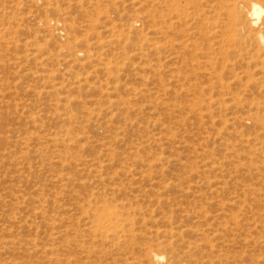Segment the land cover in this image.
I'll return each mask as SVG.
<instances>
[{"label":"rangeland","instance_id":"374dc122","mask_svg":"<svg viewBox=\"0 0 264 264\" xmlns=\"http://www.w3.org/2000/svg\"><path fill=\"white\" fill-rule=\"evenodd\" d=\"M144 1L0 0V264H264L250 47L216 0L172 41Z\"/></svg>","mask_w":264,"mask_h":264},{"label":"bare ground","instance_id":"6f19581e","mask_svg":"<svg viewBox=\"0 0 264 264\" xmlns=\"http://www.w3.org/2000/svg\"><path fill=\"white\" fill-rule=\"evenodd\" d=\"M192 1L193 0H145L144 1L145 4H143V5L145 6L144 9L146 11V16L150 19V21H148V22H152L151 27L154 29V30L153 29L152 30L155 31L157 34H162V35L165 34L167 37L169 34V37H171L170 34L174 33V31H177V30L180 31L182 27L184 29V23H183L184 20L182 22L183 26L180 25L181 24L180 21H182V14L184 13V11L189 9V7L187 5L190 4ZM216 1H217V4L215 6L214 5L213 6L217 7L218 2H219L220 8L222 10H224L222 14H224L225 16H223V15L222 16L225 17L224 18L225 19L224 29H226V32L228 33L227 34L228 35L227 41L230 42V45L231 44L233 45L234 42L235 43L237 42L236 36L239 37V39L241 37L242 42L250 47V49L247 52V57L240 56L241 54H238L239 52L237 50H235V52L238 54V56H240L239 57L240 60L234 62L232 64V66L226 64V65H228L229 70L231 69L233 71L236 68L238 69V68L242 67L241 64L245 62L242 65H244L248 69L254 68L255 70H253V71L254 72L257 71L256 73L262 75V77L252 79L253 77H251L247 74L250 77L249 78V77H247L246 70L244 71V69L241 70L242 71L241 73L245 72L242 75H240L241 73L240 74L235 73V72L232 73V71H231L232 75L229 73H228V75H231V79L234 78V80L237 81V83H239V84H237L238 87L241 86L239 88H243L242 86H244L245 90L248 93H250V94L255 93L256 96H258V95L263 96V94H264V88H263V86H264V82H263V78H264V0H216ZM216 1H214V3ZM196 2H197V0L194 3H196ZM197 3H199V0ZM207 3L208 2H205L206 5H207ZM187 7H188V9H187ZM192 7L193 6H191L190 9H192ZM195 7H198L197 4ZM199 8H201V7H199ZM207 8H208V6H207ZM212 9H214V8H212ZM221 9H219V12H221L220 11ZM214 10H215V13H217L216 9H214ZM199 12H200V10H199ZM207 12H210V11H207ZM204 14L207 15L206 11L204 12ZM196 15H197V13H196ZM196 15H191L190 20L193 21L192 18ZM198 17H197V19H198L197 21H199L201 19ZM183 19H185V18H183ZM197 21H195V22H197ZM185 22H186V20H185ZM46 24H50V23L46 22ZM156 24H157V27H156ZM192 26L194 27V24ZM169 37H168V39H169ZM169 40L172 41V39H169ZM240 43H241V41H240ZM230 45H229V47H230ZM227 51H228V48H227ZM246 59H247V61H246ZM234 67H235V69H234ZM248 69H247V71H248ZM248 72H250V70ZM244 75H246L248 80L244 81V78H245ZM250 75H252V71H251ZM229 83L232 84V81H229ZM237 85H234V86H237ZM226 87L230 88V85L227 83ZM247 87H249L248 90L246 89ZM259 96L257 98H259ZM254 98H255V95H254ZM254 98H253L252 102L255 101ZM254 104H256V103H254ZM250 110H251V108H250ZM256 110H257L256 113H254V112H253L254 114L252 113L253 115H250L251 114L250 113L246 117L236 116V118H235L236 119L235 121L237 123L236 125H238V126L243 125V126H246L248 129L249 128H252L254 130L256 129V131L258 129L264 130V127H263L264 126L263 125L264 120L262 119L263 116L259 115V113L262 110L264 111V109H261L260 106L258 105ZM227 121L230 122V120H227ZM254 130L252 131L253 133H254ZM239 132L241 135L242 131H239ZM243 134H244V132H243ZM255 136L253 137V139H251L252 140L251 142H253V143H255V140H257V137H255ZM103 210H104L103 212L101 211L102 213L100 215V218H101L100 222H98L99 220H97L96 223L99 224L100 228H102L103 230L108 232L109 230H111V228L116 227L118 217H117V213L113 210H107V209H103ZM156 256H157L156 261H158L157 264H163L164 256L161 254L156 255Z\"/></svg>","mask_w":264,"mask_h":264}]
</instances>
